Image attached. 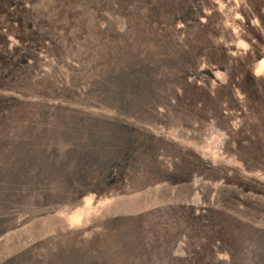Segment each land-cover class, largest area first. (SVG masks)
Listing matches in <instances>:
<instances>
[{
    "label": "rangeland",
    "instance_id": "obj_1",
    "mask_svg": "<svg viewBox=\"0 0 264 264\" xmlns=\"http://www.w3.org/2000/svg\"><path fill=\"white\" fill-rule=\"evenodd\" d=\"M0 264H264V0H0Z\"/></svg>",
    "mask_w": 264,
    "mask_h": 264
}]
</instances>
